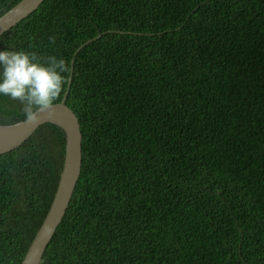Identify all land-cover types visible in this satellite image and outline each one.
I'll list each match as a JSON object with an SVG mask.
<instances>
[{
    "label": "trees",
    "instance_id": "obj_1",
    "mask_svg": "<svg viewBox=\"0 0 264 264\" xmlns=\"http://www.w3.org/2000/svg\"><path fill=\"white\" fill-rule=\"evenodd\" d=\"M8 46L74 65L82 172L40 264H264V0H44ZM20 108L0 96V122ZM65 152L45 123L0 154V264H22Z\"/></svg>",
    "mask_w": 264,
    "mask_h": 264
},
{
    "label": "water",
    "instance_id": "obj_2",
    "mask_svg": "<svg viewBox=\"0 0 264 264\" xmlns=\"http://www.w3.org/2000/svg\"><path fill=\"white\" fill-rule=\"evenodd\" d=\"M44 0H19L13 7L0 15V36L14 24L34 12ZM100 33L97 37H100ZM94 38L84 42L81 47L87 45ZM72 65L68 86L71 82ZM64 96L55 103L53 114L43 116L36 124L25 123L24 120L11 123L0 122V154L12 150L22 145L41 125L52 123L60 127L66 137V152L62 173L59 176L58 184L46 213L44 221L33 239L30 248L22 264H40L44 253L54 234L59 227L70 198L75 188L76 182L82 172L83 163V131L78 114L73 108L65 103Z\"/></svg>",
    "mask_w": 264,
    "mask_h": 264
},
{
    "label": "clouds",
    "instance_id": "obj_3",
    "mask_svg": "<svg viewBox=\"0 0 264 264\" xmlns=\"http://www.w3.org/2000/svg\"><path fill=\"white\" fill-rule=\"evenodd\" d=\"M49 39L55 43V37ZM72 60L74 64L75 58ZM69 71L62 57L41 56L36 51L16 50L8 46L7 50L0 51V96L18 101L24 122L36 124L41 117L53 114L55 102L68 83Z\"/></svg>",
    "mask_w": 264,
    "mask_h": 264
}]
</instances>
